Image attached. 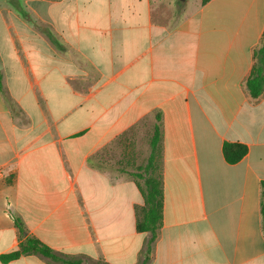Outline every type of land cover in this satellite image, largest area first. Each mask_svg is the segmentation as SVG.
<instances>
[{
    "label": "crops",
    "instance_id": "crops-1",
    "mask_svg": "<svg viewBox=\"0 0 264 264\" xmlns=\"http://www.w3.org/2000/svg\"><path fill=\"white\" fill-rule=\"evenodd\" d=\"M202 1L0 0V258L33 238L62 260L142 264L135 167L158 125L147 264H264V93L246 88L264 0ZM225 142L247 155L228 164Z\"/></svg>",
    "mask_w": 264,
    "mask_h": 264
},
{
    "label": "trees",
    "instance_id": "trees-1",
    "mask_svg": "<svg viewBox=\"0 0 264 264\" xmlns=\"http://www.w3.org/2000/svg\"><path fill=\"white\" fill-rule=\"evenodd\" d=\"M210 0H203V5ZM255 66L251 72L250 77L246 81V88L253 99H258L264 93V38L261 47L255 52ZM160 139L161 132L157 125L155 127L153 136L151 138V154L148 159L146 170L149 171L155 168V163L160 159ZM248 153V147L241 143L225 142L223 145V155L228 164L239 163ZM139 179H143L145 183V190L143 191L145 207L139 210V219L136 229L140 233H149L150 239L147 244V249L142 264H147L150 260L152 245L157 239L158 231L163 222V207L164 197L162 190L161 178L154 176H142L135 174ZM262 216L264 223V191H263V205ZM16 225L22 231L21 223L16 221ZM32 253L42 254L55 262H63L65 264H82L81 261L62 260L53 252V250L41 241L33 238H28L24 243H21L18 250L1 256V261L4 263L19 259L23 255Z\"/></svg>",
    "mask_w": 264,
    "mask_h": 264
},
{
    "label": "rangeland",
    "instance_id": "rangeland-1",
    "mask_svg": "<svg viewBox=\"0 0 264 264\" xmlns=\"http://www.w3.org/2000/svg\"><path fill=\"white\" fill-rule=\"evenodd\" d=\"M178 8L180 9L179 4H178ZM148 159L145 158L143 162H140V164H138L135 167V174H140V175L145 176V177L146 176H154L155 178H161L160 161L157 160V162L155 163V168L147 171L146 170V166H147V163H148Z\"/></svg>",
    "mask_w": 264,
    "mask_h": 264
}]
</instances>
